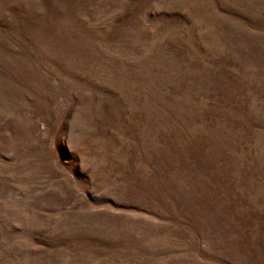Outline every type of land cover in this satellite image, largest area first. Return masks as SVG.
<instances>
[{
    "label": "rangeland",
    "instance_id": "1",
    "mask_svg": "<svg viewBox=\"0 0 264 264\" xmlns=\"http://www.w3.org/2000/svg\"><path fill=\"white\" fill-rule=\"evenodd\" d=\"M0 264H264V0H0Z\"/></svg>",
    "mask_w": 264,
    "mask_h": 264
}]
</instances>
